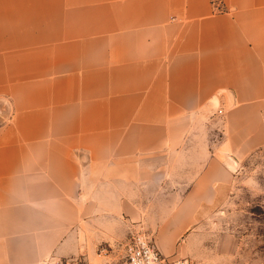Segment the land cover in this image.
I'll return each mask as SVG.
<instances>
[{
	"label": "crops",
	"instance_id": "0c3cea01",
	"mask_svg": "<svg viewBox=\"0 0 264 264\" xmlns=\"http://www.w3.org/2000/svg\"><path fill=\"white\" fill-rule=\"evenodd\" d=\"M263 148L264 0H0V264L179 257Z\"/></svg>",
	"mask_w": 264,
	"mask_h": 264
},
{
	"label": "rangeland",
	"instance_id": "374dc122",
	"mask_svg": "<svg viewBox=\"0 0 264 264\" xmlns=\"http://www.w3.org/2000/svg\"><path fill=\"white\" fill-rule=\"evenodd\" d=\"M232 173L225 200L204 211L180 241L179 257L193 264H264V148ZM80 262L89 263H69Z\"/></svg>",
	"mask_w": 264,
	"mask_h": 264
},
{
	"label": "built area",
	"instance_id": "2783aa9c",
	"mask_svg": "<svg viewBox=\"0 0 264 264\" xmlns=\"http://www.w3.org/2000/svg\"><path fill=\"white\" fill-rule=\"evenodd\" d=\"M217 1V0H215ZM222 113V111H219ZM90 264V263H76ZM123 264H193L186 257H165L158 249L153 235L140 228L132 233L125 244Z\"/></svg>",
	"mask_w": 264,
	"mask_h": 264
}]
</instances>
